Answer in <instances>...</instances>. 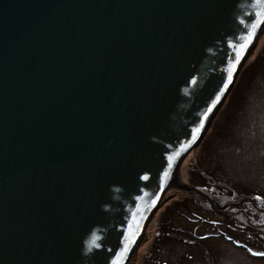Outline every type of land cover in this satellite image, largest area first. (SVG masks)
I'll return each mask as SVG.
<instances>
[{"label":"water","instance_id":"water-1","mask_svg":"<svg viewBox=\"0 0 264 264\" xmlns=\"http://www.w3.org/2000/svg\"><path fill=\"white\" fill-rule=\"evenodd\" d=\"M255 3L0 0V264L132 259L264 31L237 59Z\"/></svg>","mask_w":264,"mask_h":264},{"label":"rangeland","instance_id":"rangeland-1","mask_svg":"<svg viewBox=\"0 0 264 264\" xmlns=\"http://www.w3.org/2000/svg\"><path fill=\"white\" fill-rule=\"evenodd\" d=\"M215 108L125 264H264V31Z\"/></svg>","mask_w":264,"mask_h":264},{"label":"snow or ice","instance_id":"snow-or-ice-1","mask_svg":"<svg viewBox=\"0 0 264 264\" xmlns=\"http://www.w3.org/2000/svg\"><path fill=\"white\" fill-rule=\"evenodd\" d=\"M254 7H257L260 9L256 13V20L251 24V28L253 31L249 32L246 43L239 45V51L237 52V59H239L240 53L245 50L248 47V44L251 43V38L255 34V30L262 24L264 23V0H256V3ZM169 160H171V157H169ZM169 167H171V164H169ZM165 177H167L168 172L165 171L163 173ZM144 179H147V177H144ZM257 200L261 199L260 197H256ZM258 255H264V253H258ZM118 259V258H117ZM113 264H117V261H113Z\"/></svg>","mask_w":264,"mask_h":264},{"label":"bare ground","instance_id":"bare-ground-1","mask_svg":"<svg viewBox=\"0 0 264 264\" xmlns=\"http://www.w3.org/2000/svg\"><path fill=\"white\" fill-rule=\"evenodd\" d=\"M216 109V108H215ZM214 113V112H213ZM210 116H212V113H211V115ZM208 119H211V117L210 118H208ZM209 122H210V120H209ZM180 157V154L179 155H177L175 158H174V160H173V162H175L176 163V160H177V158H179ZM178 164V163H177ZM176 167H177V165H176ZM176 167H173V171H171L170 173H168V175H167V177H165L164 176V178H162V180L160 181V184H159V189H158V199H157V201L163 196L162 194L167 190V188H169L172 184H174L176 187L178 186L179 188L181 187L180 186V182H178V178H176L175 177V171L174 170H176L175 168ZM154 209H156V204L154 205ZM126 261V259H124V262Z\"/></svg>","mask_w":264,"mask_h":264},{"label":"trees","instance_id":"trees-1","mask_svg":"<svg viewBox=\"0 0 264 264\" xmlns=\"http://www.w3.org/2000/svg\"><path fill=\"white\" fill-rule=\"evenodd\" d=\"M258 57H259V56L256 57L255 61L258 59ZM253 63H254V62H252L250 65L252 66ZM248 70H249V69H248ZM248 70H247V68H246V71H248ZM247 83H249V82H247ZM253 84L256 85V88L258 89V87H260V85H261L262 83L256 82V83H253ZM207 168H208V166L203 167L202 170H203L204 173H205V172H208V171H207ZM210 171H211V170H209V172H210ZM203 172H202V173H203ZM211 173H212V172H211ZM259 194L262 195V196H264L262 193H259ZM183 201H184V200H182V202H183ZM161 235H162L163 237H165L166 232L163 233V234H162L161 232H159V233H158V239H157V241H162V238H160ZM261 235L263 236L264 234L261 233ZM261 235H259V236L261 237ZM203 236H204V235H203ZM202 239H205V238H202ZM159 248H160V246L157 247V249H159ZM206 248H207V247H206Z\"/></svg>","mask_w":264,"mask_h":264}]
</instances>
